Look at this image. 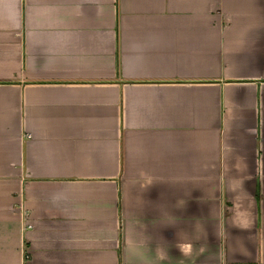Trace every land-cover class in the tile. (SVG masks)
Instances as JSON below:
<instances>
[{"label":"crops","instance_id":"obj_1","mask_svg":"<svg viewBox=\"0 0 264 264\" xmlns=\"http://www.w3.org/2000/svg\"><path fill=\"white\" fill-rule=\"evenodd\" d=\"M0 264H264V0H0Z\"/></svg>","mask_w":264,"mask_h":264}]
</instances>
